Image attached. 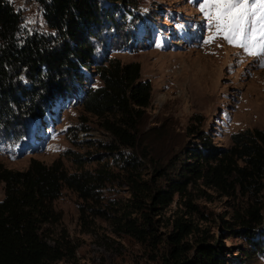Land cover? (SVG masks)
Returning a JSON list of instances; mask_svg holds the SVG:
<instances>
[{
    "label": "rangeland",
    "instance_id": "rangeland-1",
    "mask_svg": "<svg viewBox=\"0 0 264 264\" xmlns=\"http://www.w3.org/2000/svg\"><path fill=\"white\" fill-rule=\"evenodd\" d=\"M7 1L21 14L22 31L55 34L35 0ZM200 3L138 0L135 43L123 47L118 41L114 48L99 44L101 62L94 63L81 86L85 92L102 84L95 67L105 61L141 65V80L152 84V95L134 155L141 163V180L165 189L169 181L163 176L177 177L179 162L193 161L187 155L201 144L194 132L209 136L218 149H230L234 134L264 130L262 57L219 37L204 43L215 29L207 28ZM22 81L28 85L23 76ZM33 118L23 120L19 137L5 138L0 132V167L26 171L35 159L47 166L61 162L69 174L108 165L117 176L105 184L97 201H85L64 187L53 204L55 216L41 231L53 248L60 245L56 264H167V240L179 222L189 226L185 244L219 245L224 264H264V256L251 258L247 242L226 229L225 222L234 224L253 203L247 197L228 198L202 181L191 182L183 194H174L172 204L153 212L157 243L142 242L117 225L114 217L132 210L127 207L133 199L129 174L118 167L132 151L121 148L111 154L106 148L117 144L115 138L104 128V120L84 110L81 100L66 99L45 119ZM81 157L83 162H77ZM4 196L1 183L0 202ZM261 200L264 206V193ZM131 218L140 222L141 213H132Z\"/></svg>",
    "mask_w": 264,
    "mask_h": 264
},
{
    "label": "trees",
    "instance_id": "trees-1",
    "mask_svg": "<svg viewBox=\"0 0 264 264\" xmlns=\"http://www.w3.org/2000/svg\"><path fill=\"white\" fill-rule=\"evenodd\" d=\"M35 1L48 27L55 31L53 36L22 31L21 14L7 0H0L3 136L19 137L24 119H45L66 99L81 100L84 110L104 120V128L115 138L117 144L106 149L111 154L120 153L121 148L132 151L118 163L129 174L133 199L127 207L132 210L114 216L126 233L142 242L157 243L153 212L172 204L174 194H183L191 182L202 181L225 197L243 196L253 202L234 224L225 222L226 229L247 242L251 258L264 256V130L234 134L230 149H218L209 136L196 131L200 147L187 155L193 161L179 162L182 172L177 177L163 176L169 181L166 189L141 180V163L134 154L140 145V123L152 95V84L141 80V65L105 61L95 67L102 84L85 92L81 89L94 63L101 62L97 57L99 44L112 48L118 41L123 47L135 43L138 0ZM116 177L108 165L74 174H69L61 162L47 166L35 159L26 171L0 167L5 195L0 202V264H56L61 259L60 245L53 248L41 231L55 216L53 204L64 187L85 201H97L101 189ZM136 212L141 213L140 222L131 218ZM188 227L179 222L169 235L167 264H224L219 245L199 243L194 248L184 243Z\"/></svg>",
    "mask_w": 264,
    "mask_h": 264
},
{
    "label": "snow or ice",
    "instance_id": "snow-or-ice-1",
    "mask_svg": "<svg viewBox=\"0 0 264 264\" xmlns=\"http://www.w3.org/2000/svg\"><path fill=\"white\" fill-rule=\"evenodd\" d=\"M199 10L209 31L215 29L204 43L222 38L262 57L264 66V0H201Z\"/></svg>",
    "mask_w": 264,
    "mask_h": 264
}]
</instances>
